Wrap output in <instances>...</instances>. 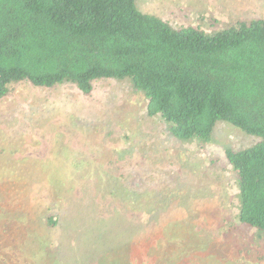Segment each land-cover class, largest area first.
I'll use <instances>...</instances> for the list:
<instances>
[{"label":"trees","instance_id":"16d2710c","mask_svg":"<svg viewBox=\"0 0 264 264\" xmlns=\"http://www.w3.org/2000/svg\"><path fill=\"white\" fill-rule=\"evenodd\" d=\"M212 23L174 28L136 0H0V100L20 83H66L89 95L98 80L127 79L144 96L146 115L177 141L210 142L218 122L256 137L224 153L235 174L236 221L264 236V19ZM60 146L52 153L65 157L53 160L54 170L37 160L38 174L16 182L9 173L0 183V264H15L20 246L27 254L33 244L45 264H172L163 254L146 258L144 247L157 245L152 238L172 223L183 228L187 200L173 201L176 181L133 188L116 173H86L87 160ZM34 191L46 193L43 203H30ZM137 208L146 209L143 220L132 215Z\"/></svg>","mask_w":264,"mask_h":264},{"label":"rangeland","instance_id":"374dc122","mask_svg":"<svg viewBox=\"0 0 264 264\" xmlns=\"http://www.w3.org/2000/svg\"><path fill=\"white\" fill-rule=\"evenodd\" d=\"M136 5L174 28L201 25L208 30L214 21L264 19V0H136ZM145 105L144 96L127 79L98 80L89 95L66 83L52 88L13 85L0 100V183L9 173L16 182L38 174L43 167L37 160L47 159L54 170L53 160L65 157V153H52L56 142L60 147L68 145L77 159L87 160L88 174L96 168L101 174L116 173L133 188L157 187L158 177L164 176L176 181L173 201L187 200L186 214L178 216L183 228L172 223L158 238L149 236L158 244L144 247L146 258L157 262L165 256V263L172 264H264V236L236 221L235 174L224 153L249 148L258 139L218 122L210 142L201 146L180 142L159 119L146 115ZM128 146L129 154L118 160L119 151ZM5 188L2 185L0 193ZM45 194L34 191L30 203H43ZM103 200L106 205L111 202ZM145 210L131 213L143 220ZM23 248L14 254L15 264L24 263L21 256L29 264H45L40 247L33 244L34 250L27 254ZM125 254L121 251L117 256Z\"/></svg>","mask_w":264,"mask_h":264}]
</instances>
